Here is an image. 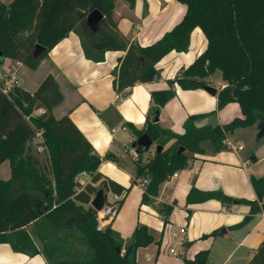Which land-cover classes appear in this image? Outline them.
I'll use <instances>...</instances> for the list:
<instances>
[{
	"label": "trees",
	"instance_id": "obj_1",
	"mask_svg": "<svg viewBox=\"0 0 264 264\" xmlns=\"http://www.w3.org/2000/svg\"><path fill=\"white\" fill-rule=\"evenodd\" d=\"M177 1L186 7L180 21L154 43L141 46L129 43L118 32L113 19L115 0H12L9 3L0 0V63L11 58L37 68L53 46L70 31H76L88 58L99 61L106 50L126 51L118 70L114 71L113 83L119 94L136 83L154 81L159 76L156 66L159 60L172 50L186 51L193 29H202L207 38L206 48L187 68L168 80V88L151 92L152 106L142 129L129 123L137 137L146 133L163 146L162 150H155L148 162H137V177L148 179L141 200L146 204L154 202L162 182L170 174L185 168L187 152L203 153L205 141L220 151L227 148V135L236 128L254 124L264 127V0ZM94 9L104 14L99 23L100 34L86 20ZM38 43L44 50L34 57ZM89 46L100 54L93 56ZM217 71L225 83L217 92L218 108L238 102L242 117L222 125L196 126L198 115L192 114L184 123L182 135L160 127L161 108L175 96V84L183 89L202 88L212 82L211 76ZM3 84L4 78H0V165L8 160L11 176L0 178V242H8L13 250L29 255L43 253L48 264H139L138 248L152 243L160 245L162 235L138 223L125 242L111 224L100 226L98 211L90 204L92 195L99 189L127 194L130 187L100 172L103 159L111 154L102 157L96 153L68 114L55 116L54 107L63 100V94L54 77L47 75L34 91L16 85L5 93ZM39 108L44 112L34 115ZM38 131L48 165H41L32 154ZM172 139L174 142L164 148ZM83 172L90 175V181L81 188L77 176ZM250 180L257 200L242 202L251 206V213H256L261 208L264 210V204L259 205L264 199V176L251 175ZM212 198L231 200L222 191L192 187L187 202ZM122 201L123 198L118 200L117 210ZM172 210L173 206L168 204L159 207L165 221ZM216 233L213 231L211 235ZM208 254L207 249L200 250L193 258H184V262L207 264ZM248 264H264V239Z\"/></svg>",
	"mask_w": 264,
	"mask_h": 264
},
{
	"label": "crops",
	"instance_id": "obj_2",
	"mask_svg": "<svg viewBox=\"0 0 264 264\" xmlns=\"http://www.w3.org/2000/svg\"><path fill=\"white\" fill-rule=\"evenodd\" d=\"M1 1L9 3L12 0ZM185 11V5L177 0H115L113 19L118 32L129 43L147 46L178 23ZM95 33L100 34L99 28ZM206 46L204 32L195 27L186 51L172 50L159 60L156 65L159 76L154 81L136 83L123 94L117 93L113 82L114 71L118 70L126 51L106 50L103 60H93L86 56L82 39L76 31H70L53 46L37 68H30L15 59H5L0 63V76L7 79L15 74L21 87L34 91L51 74L63 94V100L54 107L55 116L59 118L68 114L96 153L102 157L111 154L110 158L103 159L100 172L130 190L127 194L105 191L107 200L111 196L109 202L116 200L115 195L118 196L117 205L118 200L123 198V201L111 218L100 214L101 227L111 224L126 242L138 223H142L161 234L162 241L177 239L178 253H184V258H193L200 250L207 249V264H248L264 239V210L261 208L251 213V206L242 200H257L250 176H264V135L258 136L261 146L248 151L234 136L239 129L251 135L257 133L261 129L257 124L228 133L225 142L230 141L236 147L241 145L240 149L227 145V148L215 151L205 141L202 143L203 153L187 152V165L176 170L177 175L172 173L162 182L154 202H141L146 186L140 185L143 178L136 175L137 162H148L158 144L153 141L149 149L137 151L132 147L137 136L129 123L142 129L152 106L151 92L168 88V80L187 68ZM89 49L93 56L100 54L93 47L89 46ZM211 79L212 86L218 90L225 84L221 73L217 77L212 75ZM175 89V96L161 108L158 124L176 134L185 132L184 123L192 114L198 115L194 121L196 126L222 125L243 116L238 102L218 108L217 94H210L204 87L183 89L175 84ZM173 142L174 139L170 140L164 148ZM3 164L5 162L0 165V178L8 179L11 165L9 162L2 167ZM77 180L82 188L90 181V175L79 174ZM192 187L222 191L231 200L212 198L188 203L187 195ZM161 204L173 206L167 221L159 211ZM263 204L264 199L259 202L261 207ZM213 231L217 233L211 235ZM36 241L41 244L37 238ZM159 252L157 243L140 247L136 253L137 262L156 264ZM0 264L48 263L43 253L29 255L13 250L8 242H0Z\"/></svg>",
	"mask_w": 264,
	"mask_h": 264
},
{
	"label": "rangeland",
	"instance_id": "obj_3",
	"mask_svg": "<svg viewBox=\"0 0 264 264\" xmlns=\"http://www.w3.org/2000/svg\"><path fill=\"white\" fill-rule=\"evenodd\" d=\"M218 75H220V71H217L214 74L215 77H217ZM210 85H213L212 82L210 83ZM259 131H257V133H254L251 135V134H249V132H244V130L239 129L236 131V135L234 136V139H236L237 142H239L240 144H242L245 147V151L251 150V148L256 149L257 147L261 146V141L259 142V137H258ZM41 136H42L41 131H38V133L36 134V137L32 143V154L35 155V157L38 159V161L41 165H48V155H47V152H46L44 146H42V142H41L42 137ZM258 142L260 144H258ZM204 144L207 145V143H204ZM156 145L157 144L155 143V147H156ZM153 147H154V145H153ZM6 163H9V162L5 161V164ZM5 164H3L2 167H4ZM110 199H111V196L108 197V201ZM98 217H100L99 213H98ZM29 229H30V227H29ZM177 241L178 240L175 238L173 240L171 239V241L168 240V238H167L166 240L164 239V241L161 242L160 252H159V255L156 259V264H184L185 255H184V253L179 255V253H178L179 245H178ZM170 257L174 258L175 260L171 259Z\"/></svg>",
	"mask_w": 264,
	"mask_h": 264
},
{
	"label": "water",
	"instance_id": "obj_4",
	"mask_svg": "<svg viewBox=\"0 0 264 264\" xmlns=\"http://www.w3.org/2000/svg\"><path fill=\"white\" fill-rule=\"evenodd\" d=\"M104 17V14L99 10V9H94L92 10L88 15H87V24L92 30H97L99 28V23ZM44 50V46L41 44H36L35 50H34V57H38L41 52ZM204 89L209 92L212 95H216L218 92V89L212 85H205ZM264 135V127H262L259 131V137ZM153 144V139L146 133L140 135L137 137L132 142V147L133 148H142V149H149L151 145ZM163 146L162 145H157V150L160 151L162 150ZM106 200V194L104 189H99L96 193L93 199L91 200L90 204L93 208H95L97 211H101L104 203ZM120 250V248H118ZM129 250L127 253H125L124 258L127 257Z\"/></svg>",
	"mask_w": 264,
	"mask_h": 264
},
{
	"label": "built area",
	"instance_id": "obj_5",
	"mask_svg": "<svg viewBox=\"0 0 264 264\" xmlns=\"http://www.w3.org/2000/svg\"><path fill=\"white\" fill-rule=\"evenodd\" d=\"M0 78H3V77L0 76ZM16 85H20V80H19V78L17 77V75L13 74V75L9 76L7 79L4 78V84H3V87H2V88H3V91H4L5 93H8V92H9L11 89H13V87L16 86ZM35 112H36V113H35ZM43 112H44V109H43V108H39V109H37L36 111H34L33 114H40V113H43ZM225 143H226L228 146H230L231 148H234V149H240V148H242L241 145L238 146V147H236V146L233 145L230 141L225 142ZM247 162H249V160H248ZM81 174H86V173L83 172V173H81ZM172 175L175 176V175H177V173L174 172ZM169 177H170V176H169ZM147 183H148V179H143V180L140 182V185H141L142 187H145ZM117 198H118V196L115 195V199H116V200H117ZM116 200L113 201V202H109L108 200H105V203H104V206H103L102 210H101V211H98V213H99V214H102L103 217H105V216H109V217L111 218L112 216H114L115 213L117 212V207H118V205H117V203H116ZM100 217H101V216H100ZM100 217H98L99 222H100V220H101ZM100 226H101V225H100ZM181 231L184 232L185 229L182 228ZM172 250H173V249H172ZM123 252H125V250H123Z\"/></svg>",
	"mask_w": 264,
	"mask_h": 264
}]
</instances>
